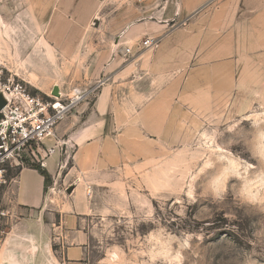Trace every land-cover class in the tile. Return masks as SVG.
<instances>
[{
  "label": "rangeland",
  "instance_id": "obj_1",
  "mask_svg": "<svg viewBox=\"0 0 264 264\" xmlns=\"http://www.w3.org/2000/svg\"><path fill=\"white\" fill-rule=\"evenodd\" d=\"M142 6V0H0V94L12 83L44 98L54 86L64 95L89 90L63 120L83 108L80 123L118 53L128 49V61L156 48L141 49L147 38L158 42L137 32L151 13ZM184 122L169 138L153 140L144 169L128 179L122 210L65 229L80 233L85 264H264V91L214 97L206 108L189 110ZM65 136L54 131L53 146L34 147L23 167L43 164L54 149L65 156ZM20 169L8 167L0 188V250L22 245L14 235L27 232L36 237L23 243L38 248L37 264H55L63 246L55 224L69 198L65 176L48 183L44 208L31 214L7 194Z\"/></svg>",
  "mask_w": 264,
  "mask_h": 264
},
{
  "label": "crops",
  "instance_id": "obj_2",
  "mask_svg": "<svg viewBox=\"0 0 264 264\" xmlns=\"http://www.w3.org/2000/svg\"><path fill=\"white\" fill-rule=\"evenodd\" d=\"M142 1L140 10L151 13L136 25L137 32L157 37L158 45L128 61L130 54L118 53L81 122L76 124L83 108L56 127L57 137L66 134L65 156L54 149L42 159L52 182L62 173L63 190L73 185L58 210L56 240L63 246L61 257L52 258L55 264H85L80 233L65 229L84 218L102 219L122 210L129 202L128 179L144 169L140 163L152 155L153 140L180 130L189 110L198 112L235 89L264 91V0ZM7 194L14 207L40 213L44 179L23 167ZM14 236L22 245L4 244L1 263L37 264L38 248L23 243L36 237L27 232ZM67 240L70 244L64 246Z\"/></svg>",
  "mask_w": 264,
  "mask_h": 264
},
{
  "label": "built area",
  "instance_id": "obj_3",
  "mask_svg": "<svg viewBox=\"0 0 264 264\" xmlns=\"http://www.w3.org/2000/svg\"><path fill=\"white\" fill-rule=\"evenodd\" d=\"M157 40L145 39L141 49L156 47ZM129 53V50H126ZM89 90L73 88L67 95L44 98L27 92L19 83L4 84L5 105L0 109V188L7 184L8 167H21L33 148L53 136L58 124L89 95Z\"/></svg>",
  "mask_w": 264,
  "mask_h": 264
},
{
  "label": "trees",
  "instance_id": "obj_4",
  "mask_svg": "<svg viewBox=\"0 0 264 264\" xmlns=\"http://www.w3.org/2000/svg\"><path fill=\"white\" fill-rule=\"evenodd\" d=\"M26 167L36 170L44 179V191L46 190V187L48 183L51 182V178L46 171V169L43 167V164H29Z\"/></svg>",
  "mask_w": 264,
  "mask_h": 264
},
{
  "label": "water",
  "instance_id": "obj_5",
  "mask_svg": "<svg viewBox=\"0 0 264 264\" xmlns=\"http://www.w3.org/2000/svg\"><path fill=\"white\" fill-rule=\"evenodd\" d=\"M52 95L53 96H58L59 95V90L57 86H54V88L52 89ZM5 105V101L3 100V98L0 95V109H2V107ZM73 189V185H71L69 188L66 189V194H70L71 191Z\"/></svg>",
  "mask_w": 264,
  "mask_h": 264
}]
</instances>
